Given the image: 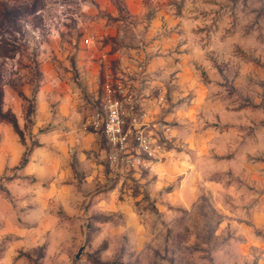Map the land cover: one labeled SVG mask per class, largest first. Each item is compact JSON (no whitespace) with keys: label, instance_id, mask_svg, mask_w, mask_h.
I'll return each mask as SVG.
<instances>
[{"label":"rangeland","instance_id":"1","mask_svg":"<svg viewBox=\"0 0 264 264\" xmlns=\"http://www.w3.org/2000/svg\"><path fill=\"white\" fill-rule=\"evenodd\" d=\"M105 80L147 168L85 126ZM0 264H264V0H0Z\"/></svg>","mask_w":264,"mask_h":264},{"label":"built area","instance_id":"2","mask_svg":"<svg viewBox=\"0 0 264 264\" xmlns=\"http://www.w3.org/2000/svg\"><path fill=\"white\" fill-rule=\"evenodd\" d=\"M144 115L134 95L118 82L105 80L98 107L86 121V128L99 133L107 147V162L111 169L123 171L147 168L160 160L164 143L143 122ZM162 139L170 129L163 126Z\"/></svg>","mask_w":264,"mask_h":264}]
</instances>
